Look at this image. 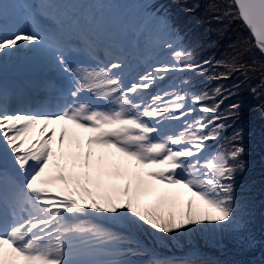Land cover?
I'll return each instance as SVG.
<instances>
[{
	"label": "snow or ice",
	"instance_id": "obj_1",
	"mask_svg": "<svg viewBox=\"0 0 264 264\" xmlns=\"http://www.w3.org/2000/svg\"><path fill=\"white\" fill-rule=\"evenodd\" d=\"M233 4L264 52V0ZM43 7L0 3V56L42 45L67 82L55 106L13 109L0 91V264H136L130 257L138 246L101 220L166 235L205 221L242 228L234 176L243 169L244 149L209 152L206 142L216 136L207 131L204 116L193 115L195 105L217 114L219 102L204 101L222 96V89L210 97L189 93L188 80L169 85L170 91L159 87L175 72L203 73L211 61L198 62L175 26L159 15L151 19L171 60L147 63L150 70L135 76L129 71L134 54L102 47L85 31L66 38L63 27L10 29V9L31 8L38 15ZM77 51L94 59L102 52L103 59L83 66L71 58ZM217 63L231 71L243 67ZM152 88L159 90L151 94ZM84 93L89 99H81ZM239 107L230 105V114ZM173 122L180 131L169 128Z\"/></svg>",
	"mask_w": 264,
	"mask_h": 264
},
{
	"label": "rangeland",
	"instance_id": "obj_2",
	"mask_svg": "<svg viewBox=\"0 0 264 264\" xmlns=\"http://www.w3.org/2000/svg\"><path fill=\"white\" fill-rule=\"evenodd\" d=\"M34 1L35 5H47L45 2L46 0ZM68 1L69 0H61L59 2L66 3L62 5L60 10L56 11V15L60 16V14L63 13L64 15H61L59 20H52V22H50L51 28L58 29L69 22L74 13L73 9L80 5L81 2H84L86 5L91 2L94 9L88 13H93V15H95L94 13L96 12L95 8H99L97 10L102 11L101 14H105V11L111 15L117 13L119 17L108 22L106 26L114 24L116 27L109 32V36L113 38L111 41L132 43V51L130 54L134 55L129 57V71L132 76H135L137 73L142 74L145 70H150L147 68V63H151L152 67H155L157 64L166 63L171 60V52L161 47L151 16H147L146 14L167 17L170 24L175 26L179 36L182 37V46L195 51L198 62L209 60L211 64L205 66L207 71L203 73L196 71L172 73L159 87L170 91L169 85L175 84L179 87L181 81L184 80L191 81V84L201 81L200 85H204V92L212 94H214L216 88L220 87L222 89V96H217V101L225 98L223 99L224 101L220 109V116L223 117V119L222 121L218 119V121L209 123L207 130H212L220 126L225 130L224 135L227 136L228 142L225 143L223 141V132L219 136L215 135V140L206 142L209 152H215L220 149L228 151L231 149L228 137L229 131L225 129V124L232 121L231 118L230 120L228 118L230 115V105L238 104L240 106L238 111L232 113L231 116L234 114L239 117L238 114L240 113L244 120L243 122L239 120L237 123V126H242V129H236V133H239V136H236V145L244 149V154L247 147V145L245 146L244 144H248L252 147L259 148L261 154L264 155V123L260 124L257 120L252 119L255 109L260 111V115L259 113L256 114L257 119H259V116L264 118V57L255 46L254 39L248 29L235 14L233 0H167L164 6L158 2L155 3L152 7L153 12L145 11L143 13L136 8V4L135 6L133 5V0H107L106 2L101 0L75 2L72 0L70 3H68ZM5 2L17 4L18 0H0V3ZM54 3H58V0ZM44 9L45 7L37 8L36 11H43ZM53 9L54 7L50 8V10ZM230 11L232 14H226ZM88 13L84 12L86 16ZM28 17L29 15L24 17L21 10L18 8L17 10L10 9L8 22L20 23L24 26L26 31H30L31 29L28 28ZM45 18H47V15ZM101 20L102 16L100 15L99 23H101ZM194 21H198L199 25H194ZM86 23L87 22H84L83 24ZM98 33L100 35L102 34L101 29ZM122 34L123 36L121 37ZM131 39H133V41H130ZM212 52L221 53L213 59ZM32 60V49L25 46L18 51H13L11 53L6 52L3 56H0V70H3L5 67L12 68L14 65L20 66L18 69L26 68V65ZM41 61H48L45 63L51 64L49 59H42ZM218 61H222L224 64L243 65V67L239 71H231L223 64H218ZM49 67H53V65L51 64ZM225 72H229L228 77L226 79L220 78V74ZM186 75H188V79L185 78ZM204 79H206L207 82ZM231 86H233V89H231ZM191 88H188L189 93L197 89L193 86ZM158 90V88H152L151 94H155ZM50 91L52 90L50 89ZM233 100H236V103L232 102ZM188 103H192L191 99H189ZM194 107H198V105ZM193 115L203 116L198 109H196ZM204 115H208L209 120H214L213 113H204ZM192 118V116H189L190 120ZM208 119H205V122H207ZM179 125H183V119L179 121ZM169 128L175 131L181 130L176 122L170 124ZM117 183H122V181H117ZM237 202L240 205L239 210H243L245 207L249 208L244 211V213L240 214L243 217L242 228L236 226H225L222 228L216 225L215 222L205 221L199 225H195V229L199 233V237L210 239L211 241H202L198 248H193L188 252H182L181 248L195 247V245L190 244L191 240L187 238H184L182 243L172 239V249L162 252H179L178 254H183L186 258L198 259L200 255H211L212 257L213 254L208 250L220 254L223 253L224 249L237 250L247 245L249 249L237 252L240 254H252L263 260L264 241L258 243L254 241L257 236L254 232L259 230V225L264 226V222L258 220V213L256 212L257 203L251 201V204L248 205L238 198ZM199 207L203 210L206 206L201 203ZM98 222L111 230L120 229L124 226V230L120 229L121 231L118 233L128 237V239L140 236L134 228L125 226L127 224H113L110 221L103 220ZM211 230L216 234L219 231L218 235H211ZM184 235L185 234L181 235V238H183ZM238 236H246L247 243L242 241ZM184 243L188 244L189 247L180 245H184ZM251 244H253V246ZM141 248L147 253L146 257L142 259L130 258L135 262L140 260L145 264H149V262L154 259V255L152 254L154 253L153 250L147 243H144ZM201 250H205L206 253L197 252ZM250 250H253L252 253ZM134 257H140V255L137 254ZM156 259L163 260V257L157 255ZM247 263L258 264L257 258L252 257ZM210 264L223 263L220 262L219 258H216V261Z\"/></svg>",
	"mask_w": 264,
	"mask_h": 264
},
{
	"label": "trees",
	"instance_id": "obj_3",
	"mask_svg": "<svg viewBox=\"0 0 264 264\" xmlns=\"http://www.w3.org/2000/svg\"><path fill=\"white\" fill-rule=\"evenodd\" d=\"M135 1L136 4V8L137 9H145V11H151L153 12V5L155 3H159L161 5H165V3L167 2V0H133ZM147 16H150V14H146ZM194 25H199L198 21H194L193 22ZM255 43V42H254ZM256 46V45H255ZM260 51V50H259ZM261 52V51H260ZM221 52H212V58H216L218 55H220ZM262 53V52H261ZM263 55V54H262ZM264 57V55H263ZM188 79V75H186V77ZM206 81V79H204ZM207 82V81H206ZM201 81L197 82V83H193L192 86L194 88H197L195 90H192L191 93H196V94H200V93H204V85L201 86L200 85ZM206 84V83H205ZM191 86V87H192ZM189 87V88H191ZM192 89V88H191ZM231 89H233V86H231ZM214 94L209 93V96L212 97ZM217 96H215V99H208L206 101H204L205 104L211 106L212 104L218 103L219 102V110L217 114H213L214 120H209V116L208 115H204V112H201L203 114V116L205 117V119H208L207 124H209L208 122L211 121H219L223 119V117H221V113H220V109H221V104L223 103V99L218 100L217 101ZM213 101V102H211ZM232 102L236 103V100H233ZM196 109H198V111H200V105H198V107H195ZM260 115V111L258 109H255L253 111V115H252V119H255L258 121V123L262 124L264 123V118H262L261 116H259V119H257L256 114ZM211 114V113H208ZM239 117L235 116L234 114L231 116V114L229 115V120L231 118L232 121L228 122V124H225V129H227V131H229L228 133V137H229V142L231 145V149L232 147L236 145V129L241 130L242 126H237V123L239 122V120L243 122L244 118L243 116L239 113L238 114ZM219 117V118H218ZM241 118V119H240ZM259 130V129H258ZM209 133H214L215 135L219 136L220 134L224 135L225 130L222 129L220 126L218 128H214L212 130H207ZM233 131H234V136H233ZM216 139V138H215ZM214 139V140H215ZM228 138L226 135H224L223 141L225 143H227ZM232 141V142H231ZM246 147V152L245 154L242 152L240 155V162H242L243 164V169L241 171H238L235 176H234V191H235V195L238 199H240L243 203L250 205L251 201L252 202H256L257 203V208H256V212L258 213V220L260 222H264V155L261 154L260 149L257 147H252L248 144H244ZM228 147V146H227ZM249 208H244L243 210H239V213H244V211H246ZM195 225H190L188 226L189 230L187 232L185 231H179L177 232V234L175 235H166V234H162V233H157L154 230L151 229H147V227L145 226L144 228H134L135 231L140 235V237L144 238L145 243L148 244V246L150 245L151 249L158 251V252H162L164 250H170L172 249V239H175L176 241H179L180 243H182L184 241V238L190 239L192 245H195V247H189L188 244H180L184 247H189V248H181L182 252H188L193 248H198L199 244L202 243V241H206L210 239H206V238H201L199 237V233L196 231L195 229ZM258 231L254 232L257 234L256 238L254 239V241L256 243L260 242V241H264V226H260L258 227ZM212 231V230H211ZM213 233V234H212ZM211 235L216 236L218 235L219 231L216 233H214L212 231ZM183 238H181V235H183ZM208 234V233H207ZM242 241L246 242V236H238ZM128 239V237H127ZM149 239H153L156 243H157V247H153L149 241ZM128 241L131 243V245L133 246V239H128ZM251 242V241H250ZM247 243V242H246ZM252 243V242H251ZM208 244V243H207ZM253 246V244H251ZM139 251H137V254H139L140 256L144 255V251L142 250L141 247H138ZM249 249V247L247 245H245L244 247L238 248L237 250H233V249H224L223 253H216L213 251L208 250L212 255H201L199 256L198 259H187L185 258V256H171V258H166L164 260L166 261H192V264H210V263H214L216 261V258L220 259V262H222L223 264H248L247 261L252 258V257H256L257 258V263L258 264H262L264 263V259L262 260V258L257 257L255 255L252 254H246V253H238L237 251H241V250H247ZM260 249V248H259ZM251 253L253 250H250ZM156 252V253H158ZM173 252V251H172ZM199 253H203L205 254V250H201V251H197ZM163 253H171V252H163ZM179 253V252H178ZM255 253V251H254ZM136 254V255H137ZM209 257V258H208ZM262 260V261H260Z\"/></svg>",
	"mask_w": 264,
	"mask_h": 264
},
{
	"label": "bare ground",
	"instance_id": "obj_4",
	"mask_svg": "<svg viewBox=\"0 0 264 264\" xmlns=\"http://www.w3.org/2000/svg\"><path fill=\"white\" fill-rule=\"evenodd\" d=\"M93 9L94 8L90 4H87L85 13H88L89 11H91ZM95 11H93V12H95L99 16L100 15L102 16L101 22L103 24H108V22H111L112 20H115L119 17L117 13L112 14V16H110L107 11H105V14H101L102 12L99 10H95ZM111 26H114V24H111ZM101 32H102L101 35L97 34V33L96 34H90V35L95 37L96 40L98 41V43L102 39V42H103V44H101L102 46L111 47L113 49H122L123 48L125 53H129L132 50V43H130V42L126 43L124 41L121 43L116 42V41L110 42L109 40H107L108 39L107 35L109 34V31L108 30H102ZM130 41H133V39H131ZM33 49L35 52L33 53V60L30 63V67H33L34 68L33 70L37 71L42 66V64L39 63L40 60L46 59L49 56L47 55V50L45 48H43L42 46L37 45V46L33 47ZM31 70L32 69H29L27 71H31ZM11 71H12L11 67H5V68H3V70H0V82H2L4 80L16 81L17 80L16 78L11 77V76H9V77L6 76V74L10 73ZM18 72L19 73L24 72V70L20 69V71H18ZM54 83L59 85V87H62V89L64 87H66V81H64L63 79H55ZM57 101L61 102V99H58ZM149 241L153 247H157V243L153 239H149ZM131 258H137V257L132 256Z\"/></svg>",
	"mask_w": 264,
	"mask_h": 264
},
{
	"label": "water",
	"instance_id": "obj_5",
	"mask_svg": "<svg viewBox=\"0 0 264 264\" xmlns=\"http://www.w3.org/2000/svg\"><path fill=\"white\" fill-rule=\"evenodd\" d=\"M242 21V20H241ZM242 23L245 25V23L242 21ZM245 27L248 29V31L250 32V30H249V28L245 25ZM250 34L252 35V33L250 32ZM252 37H253V35H252ZM253 39H254V42H255V45H256V47L260 50V48L258 47V45H257V43H256V41H255V38L253 37ZM261 51V50H260ZM262 54L264 55V52H262Z\"/></svg>",
	"mask_w": 264,
	"mask_h": 264
}]
</instances>
